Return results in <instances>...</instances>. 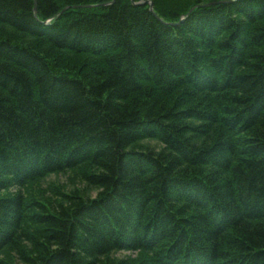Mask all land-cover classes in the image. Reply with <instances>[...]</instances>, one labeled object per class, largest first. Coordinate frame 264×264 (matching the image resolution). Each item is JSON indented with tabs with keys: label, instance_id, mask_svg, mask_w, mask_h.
Instances as JSON below:
<instances>
[{
	"label": "trees",
	"instance_id": "16d2710c",
	"mask_svg": "<svg viewBox=\"0 0 264 264\" xmlns=\"http://www.w3.org/2000/svg\"><path fill=\"white\" fill-rule=\"evenodd\" d=\"M0 264H264V0H0Z\"/></svg>",
	"mask_w": 264,
	"mask_h": 264
},
{
	"label": "rangeland",
	"instance_id": "374dc122",
	"mask_svg": "<svg viewBox=\"0 0 264 264\" xmlns=\"http://www.w3.org/2000/svg\"><path fill=\"white\" fill-rule=\"evenodd\" d=\"M48 180H49L50 184L52 182V185H53L51 187V190L48 193H46V192L48 191L49 186H51V185L28 187L29 190H27V195L31 196L32 198L37 197L38 199L46 201V198L50 196L52 191L64 190L65 186L68 184L66 176H63V175L51 176Z\"/></svg>",
	"mask_w": 264,
	"mask_h": 264
},
{
	"label": "water",
	"instance_id": "95a60500",
	"mask_svg": "<svg viewBox=\"0 0 264 264\" xmlns=\"http://www.w3.org/2000/svg\"><path fill=\"white\" fill-rule=\"evenodd\" d=\"M147 3L149 4V9L152 10V3H151V1H147ZM208 5H210V4H208ZM34 11H36L35 6H34Z\"/></svg>",
	"mask_w": 264,
	"mask_h": 264
}]
</instances>
